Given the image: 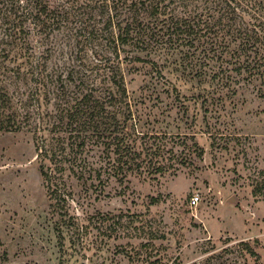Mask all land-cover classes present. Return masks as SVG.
<instances>
[{"label": "rangeland", "instance_id": "1", "mask_svg": "<svg viewBox=\"0 0 264 264\" xmlns=\"http://www.w3.org/2000/svg\"><path fill=\"white\" fill-rule=\"evenodd\" d=\"M165 2L174 15L202 5ZM166 24H148L143 44L120 45L116 56L75 36L71 19L35 50L47 46L45 71L64 80L68 96L90 87L100 96L113 92L107 109L140 152L136 165L115 175L118 153L88 145L83 173L63 162L52 196L36 135L42 127L50 135L53 93L39 95L23 50L0 45V85L22 121L19 130L0 129V264H264L262 79L231 70L229 51L209 59L223 82L191 78L189 46ZM206 90L207 99L197 95Z\"/></svg>", "mask_w": 264, "mask_h": 264}, {"label": "trees", "instance_id": "2", "mask_svg": "<svg viewBox=\"0 0 264 264\" xmlns=\"http://www.w3.org/2000/svg\"><path fill=\"white\" fill-rule=\"evenodd\" d=\"M79 1L0 0V45L11 44L17 50H23L19 55H24L22 62L35 74L39 95L53 93L50 98L57 113L46 127L50 135L46 136L48 133H44V127L39 128L42 133L36 135L39 170L51 196L60 191L53 180L57 172L65 168L63 162H67L73 174L83 173L85 157L82 153L88 145L102 144L105 151L118 153L115 159L118 163L112 167L115 175L125 165L126 168L136 165L132 160L140 157V152L132 149L129 136L121 130L117 117L107 109V104H113L112 100L116 98L113 92L100 96L90 87L78 95L68 96L64 80L45 71L47 46L40 50V55L35 54L54 31L66 26L71 19L78 22L75 36H82L81 40L88 43L100 44L99 41L116 56L120 45L143 44L148 24L166 22L167 30L180 36L182 43L189 46L184 59L190 63L185 71L191 78L201 81L209 75L214 80L219 73L214 71L210 60L215 54L229 51L230 57H235L231 70L247 76L258 75L264 84V0H201L198 10L190 9L181 15L172 14L174 9L166 0ZM245 14L250 16L251 23H243ZM142 16L149 17V20L144 22ZM69 32L72 35V30ZM33 39L36 42L32 43ZM233 42L237 44L233 46ZM0 51L4 52V47L0 46ZM224 80L225 77L219 76L217 83ZM52 81L57 84L50 89L47 82ZM116 85L124 94L120 78ZM197 95L204 99L211 96L207 90ZM10 102L11 97L0 85V129L19 130L22 121L14 110H8ZM34 131L37 134L38 131Z\"/></svg>", "mask_w": 264, "mask_h": 264}, {"label": "built area", "instance_id": "3", "mask_svg": "<svg viewBox=\"0 0 264 264\" xmlns=\"http://www.w3.org/2000/svg\"><path fill=\"white\" fill-rule=\"evenodd\" d=\"M198 201H199L198 194L190 195V197H189V205L191 207H195L198 204Z\"/></svg>", "mask_w": 264, "mask_h": 264}]
</instances>
